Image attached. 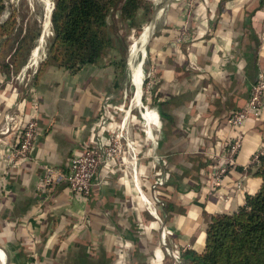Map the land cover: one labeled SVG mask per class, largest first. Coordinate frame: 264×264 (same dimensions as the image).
Segmentation results:
<instances>
[{"label": "crops", "instance_id": "1", "mask_svg": "<svg viewBox=\"0 0 264 264\" xmlns=\"http://www.w3.org/2000/svg\"><path fill=\"white\" fill-rule=\"evenodd\" d=\"M160 1L143 58L154 80L142 111L153 114V137L142 114L137 181L118 163L103 166L87 199L64 180L44 186V165L65 173L74 154L109 142L130 91L128 61L118 67L107 56L71 72L46 60L39 45L26 52L13 33L0 37V264H163L160 224L142 222L146 197L171 231L170 249L201 251L211 217L236 211L260 189L254 159L264 154V108L240 128L236 164L218 186L212 174L236 133L229 116L264 74V0ZM9 3L1 19L14 11L23 36L33 6L26 4L24 20L16 0ZM11 112L21 128L34 117L42 131L19 163L7 152L21 131L3 130Z\"/></svg>", "mask_w": 264, "mask_h": 264}, {"label": "trees", "instance_id": "2", "mask_svg": "<svg viewBox=\"0 0 264 264\" xmlns=\"http://www.w3.org/2000/svg\"><path fill=\"white\" fill-rule=\"evenodd\" d=\"M6 4L9 0H0V37L13 33L17 50L28 52L40 30L32 33L34 28L28 24L21 36L23 29L17 27L14 11L1 19ZM151 14L152 4L144 0H57L50 60L71 72L107 56L114 65L125 67L129 33ZM257 163L260 189L246 194L245 203L236 211L211 217L201 251L176 248L182 264H264V154H259Z\"/></svg>", "mask_w": 264, "mask_h": 264}, {"label": "built area", "instance_id": "3", "mask_svg": "<svg viewBox=\"0 0 264 264\" xmlns=\"http://www.w3.org/2000/svg\"><path fill=\"white\" fill-rule=\"evenodd\" d=\"M138 41V40H137ZM136 41V42H137ZM134 42V45L136 44ZM146 54L145 44L143 45ZM141 49L137 48L136 52ZM145 56V55H143ZM128 66V65H127ZM144 75V74H143ZM149 75L147 81V87H152L154 84L153 76ZM145 75L142 79V92L143 84L145 83ZM133 95V99L136 95V88ZM132 101L130 102L129 108L127 109V114L122 118L120 124L115 127L109 134V142L102 143L96 141L87 150L80 154H74L70 158V163L65 173H58L55 168L51 165H44V178L43 185H52L61 180H64L72 193L80 198L87 199L93 187L96 184V176L98 171L103 166H113L116 163L122 165L125 170V174L129 173L128 169L131 168L134 171L133 178L137 181L136 168L138 157L135 153L134 141L130 133V127L127 125V119L131 111ZM143 110H144V104ZM147 107V106H146ZM264 108V74L260 73L257 81L252 84L250 97L246 105L235 111L228 118L229 125L236 130L235 135L227 142L226 148L223 154H221L213 170V186H218L222 177L228 172V170L235 166L236 157L239 153L244 135L240 132L242 125L250 117H258ZM142 125L145 127V121L142 117ZM19 128L21 131L20 140L16 145L10 146L7 154L11 157V160L16 162H21L23 160L30 159L32 156V151L37 139L42 135V131L38 126L37 120L32 117L28 119L25 125L21 128L19 114L17 112H11L6 114L5 124L3 130L5 132L13 129ZM1 141V138H0ZM258 155L255 156L254 161H258ZM162 178L156 181L157 184H161ZM145 202V200H144ZM145 208L146 211L151 214L158 222H160V238L163 245H167L166 235H170L171 231L165 226L162 218L158 215L157 209L153 201L146 197ZM168 254L174 259L173 264H182L181 251L172 250L166 246ZM184 250V249H182Z\"/></svg>", "mask_w": 264, "mask_h": 264}, {"label": "rangeland", "instance_id": "4", "mask_svg": "<svg viewBox=\"0 0 264 264\" xmlns=\"http://www.w3.org/2000/svg\"><path fill=\"white\" fill-rule=\"evenodd\" d=\"M56 1L57 0H16V4H19V9H18V14L19 17L21 16V18H23L24 20L28 17V11H30L31 9H28L29 7L26 6V4H31V6H33V12L31 14V19L29 20V25H31L34 30L32 31V33H34L37 29H39L40 33L42 31H44V24L46 22V19H47V14H48V10L50 7L51 8V12H50V24L48 25V28L46 29V35L44 36V41L42 40V42H38V41H34L33 42V45H39L40 46V49L41 51H44L43 54H44V58L48 61H51L50 60V49H51V46L53 44V41H54V37H55V32H54V28H53V22H52V13H53V10L56 6ZM146 1V3H150L152 4V11H153V7H154V4H161V1L160 0H144ZM177 0H165V2L163 3H166L168 2V4H170L171 2H176ZM184 1H188V0H180V2H184ZM6 6H9V4H6ZM152 15V14H151ZM149 16L148 17V20L147 22H143V24L140 26L139 29H133V31L131 33H129V44L127 45V49H126V57H127V61H128V73L131 77V71L129 70V58L131 56V53H132V45H134V42L135 40L139 39L140 37V34L141 32L144 30V27L145 25H148L151 21V17L152 16ZM9 17V15H8ZM6 17V18H8ZM40 20V22L38 21ZM119 26H122L124 27V23L122 22H119L118 23ZM141 47V46H139ZM144 56L141 54V52H139V55H138V60L137 62L141 63V66H142V69H146V65L145 63L143 62V58ZM144 63V64H143ZM127 64V63H126ZM145 74V78H147V81H148V77H147V73L146 71H143ZM142 74V75H143ZM144 76V75H143ZM132 83V84H131ZM142 86V84H141ZM130 91L128 90V94H127V99L125 100V104H124V107H123V117H125V115L127 114V109L129 108V105H130V102L132 101L133 99V95H134V91H135V85L134 83L132 82V78H131V82H130ZM148 92V93H147ZM150 87H147V84H146V80H145V83L143 84V97H142V103L144 104V109H146V105H147V101H148V95H150ZM130 98V99H129ZM130 101V102H129ZM143 111V105H138V106H133L131 108V111H130V115L127 119V125L130 127V133H131V136L133 138V141H134V148H135V153L138 157V162H140L141 159H143L145 156L143 154V151H144V144L143 142H141V139H140V136L141 135L143 137V133L144 131L142 130L144 128L143 125L140 126V129H139V125H138V122H140L142 124V118H141V112ZM121 122V121H120ZM142 128V129H141ZM142 146H143V149H142ZM122 166V165H121ZM138 166V164H137ZM131 168L128 169V176H130L131 178H133V174H134V171L132 169V166H130ZM136 171L138 173V170L136 168ZM126 174V175H127ZM143 211L141 212V218H142V222H144L145 224H148V223H151L152 221L154 220H157L155 219L153 216H151V214H149L145 208V206L142 208ZM159 224H161L159 222ZM166 242L168 243L169 239H170V235H166ZM164 246V252L166 250V246L167 245H163ZM163 264H173L174 263V259L170 256H167L164 261Z\"/></svg>", "mask_w": 264, "mask_h": 264}, {"label": "bare ground", "instance_id": "5", "mask_svg": "<svg viewBox=\"0 0 264 264\" xmlns=\"http://www.w3.org/2000/svg\"><path fill=\"white\" fill-rule=\"evenodd\" d=\"M164 5H163V7H164ZM51 8L52 7H50L49 10H48L47 19H46V22L44 24V35L41 36L42 37L41 40H43L44 36L47 34L46 33V29L48 28V25L50 23L49 15H50V12H51ZM150 31H151V26L150 25H145L144 30L141 32L138 41L136 42L135 45L131 46L133 50H132L131 56L129 58V68L131 69V78H134L133 82L137 86L136 87L137 88L136 89V95H135V97L133 99L134 102H132V106L141 105V101H140V98L142 96V94H141L142 93V86H141L142 77H141V75L144 72H143V69H142V66H141L142 62L139 61V63H138L137 60H138L139 52H141L142 55H145V50L143 48V45L146 43V41H147V39L149 37ZM139 46H141V49L136 52L137 48H140ZM142 114L148 120V125L146 126L147 127L146 128V132H147L148 137L151 139L153 137L152 133H153V126H154L153 114L152 113H148V112H146V113L143 112Z\"/></svg>", "mask_w": 264, "mask_h": 264}, {"label": "water", "instance_id": "6", "mask_svg": "<svg viewBox=\"0 0 264 264\" xmlns=\"http://www.w3.org/2000/svg\"><path fill=\"white\" fill-rule=\"evenodd\" d=\"M137 41V39L135 40V42ZM134 80V78H132V81ZM134 83V82H133Z\"/></svg>", "mask_w": 264, "mask_h": 264}]
</instances>
